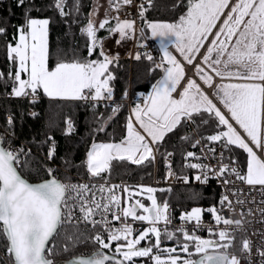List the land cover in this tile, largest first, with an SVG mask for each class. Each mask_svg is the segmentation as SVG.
Returning a JSON list of instances; mask_svg holds the SVG:
<instances>
[{
  "label": "snow or ice",
  "instance_id": "6c2138e0",
  "mask_svg": "<svg viewBox=\"0 0 264 264\" xmlns=\"http://www.w3.org/2000/svg\"><path fill=\"white\" fill-rule=\"evenodd\" d=\"M25 2L17 0V6L23 7ZM152 3L153 0H147L149 8ZM182 3L183 0H177L173 7L179 8ZM131 4L132 0H109L110 8L117 13L111 18L115 21L114 25L106 12L105 19L97 27L92 19L94 9L89 14L87 25L81 28V35L87 39L88 57L73 56L72 60H59L52 68L48 64L50 19L32 18L30 12L26 11L25 23L17 28L13 37L15 43L9 42L6 46L9 62L16 67L14 74L11 71L7 74L12 88L10 95L31 96V102L35 103L38 93L42 91L49 98L91 102L93 108L100 101L112 102L114 89L111 82L116 77L109 66H118L119 53L109 56L104 47V39L107 38H98L97 32L106 30L110 36L118 34V45L132 38L135 21L121 20L119 17L122 8ZM80 6L81 0H71V4L69 0H53L52 5L61 17L69 16L72 11L79 13ZM184 6L186 11L175 21L147 22L151 38L159 41L161 56L158 62L150 53L145 54L144 58L153 62L151 72L159 69L162 75L152 84L150 93L146 96L141 94L143 102L131 108L126 118V135L121 141H94L86 153L84 166L90 178L103 179V174L111 173L114 161L143 165L145 162L153 163L156 155L160 154L171 176L174 174L170 163L173 153L160 152L165 138L185 124H195L199 119L197 128L211 126L213 131L211 135L201 136V139L208 142L201 151L206 150L212 154L211 157H204L206 159H218L219 168L202 163L185 164L186 167L201 170L195 180L207 184L210 178H217L224 185L234 183L226 178L227 173L250 186V189L259 186V191L264 194V160L256 155L196 80L189 78L179 98L173 96L186 73L177 57L169 51V47L174 46L209 87L212 86L213 76L205 71V67L221 80L259 81L221 83L216 85L214 94L230 114L231 120L243 129L250 141L258 148H264V0H235V3L232 0H187ZM147 10L144 4L139 5V16L142 19ZM6 32V28L0 27V35ZM140 32L141 39H145V29L141 28ZM97 49L102 59H90ZM201 49H205L201 64L194 65ZM141 58L142 54L137 52L134 59L139 61ZM22 73L27 78H22ZM4 79L5 74L0 72V80ZM127 95L125 91L124 99H127ZM120 110L119 105H113L111 114L106 118L101 113L96 118L95 132H104L108 122ZM6 124L5 132L0 133V236L6 242L5 251L10 264H135L133 258L137 257L150 258L153 264H240V259L228 251L233 247L234 232L227 228L219 232L210 229V235L218 239H203L196 234L203 227L204 210L201 208H193L181 214L182 222L195 221L191 232L183 226L169 229L168 225L172 222L169 206L167 202L158 204L153 195L157 189L152 187L141 185L138 190H133L123 186L128 200L146 192L151 204L146 206L141 200H135L131 206L121 207L120 197L115 191L121 185H110L107 182L65 183L57 178L51 167H45L48 179L38 183L29 182L21 172L33 163L31 149L5 147L6 142L10 144L8 137L15 135L12 116H8ZM66 124L65 135H70L74 125L71 120L66 121ZM181 139L189 141L191 137L185 135ZM213 142L220 143L229 152L231 146L242 149L247 154L244 166L246 171L233 157L228 158L230 164L223 163L224 152L217 157L216 149L211 146ZM200 143L201 140H196L192 146L196 147ZM55 151L53 142L47 151L48 161L54 159ZM189 158L200 159L191 151L184 156L186 161ZM68 163L65 160V164ZM183 179L188 182V177ZM232 195L236 197V205L243 206L246 203V200L241 199L242 189H233ZM261 203L264 204V200ZM225 208L229 212L234 209V203L228 195L221 196L219 207L212 206L207 211L213 214L217 225L223 223L226 226H240L242 220H232L222 215ZM140 209L144 214H137ZM258 210L264 215V208ZM129 217L134 221L148 222L150 226L132 238L134 229L126 223ZM122 218L124 222L119 227L113 226L114 221ZM80 223L91 225L93 230H103L90 238L98 247L90 254H82L66 262L55 261L53 257L59 245L51 242L63 233L64 241H71L75 246L81 241V236L76 232L69 234L67 228H78ZM161 223L163 227L159 226ZM104 233L107 234V242ZM163 240H176L177 246L163 248ZM141 241H147L146 246L138 247ZM113 242H118L114 251ZM178 249L185 254V258L181 259L177 254ZM61 251H70L67 243ZM251 251L252 241L243 239L241 252L250 254ZM257 254L264 259V250H258Z\"/></svg>",
  "mask_w": 264,
  "mask_h": 264
},
{
  "label": "trees",
  "instance_id": "16d2710c",
  "mask_svg": "<svg viewBox=\"0 0 264 264\" xmlns=\"http://www.w3.org/2000/svg\"><path fill=\"white\" fill-rule=\"evenodd\" d=\"M177 0H153L152 6L145 12L144 18H140L141 25L145 29L146 35L150 36L147 30V22L162 21L172 22L178 19L179 15L186 11L187 0H183L181 7L174 8L173 5ZM71 4V0H69ZM53 0H26L23 7L17 6V0H8L6 5L1 8L0 27L7 29L6 34L0 35V72L5 74V79L0 80V94H4L11 88V83L7 79L10 71V62L7 57V44L13 40L16 30L25 23V12L29 11L32 18H48L49 35V67L55 66L59 60H72L73 56L88 57L87 39L81 35V28L86 26L89 20V14L92 10L93 0H81L79 13L74 11L67 17H61L55 10ZM39 9V10H37ZM70 10V9H66ZM111 24L115 21L110 17ZM106 30H99L97 35L107 33ZM151 38V36H150ZM156 47L160 49L159 44L154 38H151ZM142 55L141 60L134 59L132 66L127 58H119L118 66L110 65V71L113 72L116 79L111 82L115 96H121L128 88V84L133 85L136 93L147 94L151 90V86L162 75L157 69L151 72L150 68L153 62L147 61ZM99 56V49L96 50L90 59ZM157 62V59L154 57ZM30 105H35L39 110L35 115L28 113ZM13 117L14 140H21L32 147V161L30 167L24 168L21 174L31 182H38L47 179L49 176L45 171V167H51L56 172L54 164L70 170H76L82 174L88 175L84 166L86 153L91 144L95 142H119L126 135V118L130 115L127 106H124L114 119L108 122L104 132H95L97 126V117L102 113L106 118L111 114V110H90L81 101L64 100L59 98H49L46 96L40 103L32 104L27 100L0 98V120L2 124H6L7 114ZM71 120L74 130L70 135H65L67 124L66 121ZM199 119L194 124L199 135L207 136L213 134L211 126H202L197 128ZM6 127V126H5ZM191 137V140L185 141L181 139L183 136ZM52 139L49 140L48 138ZM55 143L56 151L53 160H47V151L51 143ZM195 143V136L190 130L188 123L178 128L174 133L169 134L165 138L163 147L160 152L173 150L175 154V168L180 173H185L193 168L186 167L187 163H195L196 160L189 158L187 161L184 156L187 152L192 151ZM6 146V144H5ZM231 152L235 159L242 164L246 171L247 154L236 146H231ZM65 160L69 163L66 165ZM160 164L163 157L159 154ZM153 163L145 162L143 165H134L130 162H113L110 174H103L104 178L109 179H126L148 181L153 176ZM160 201L172 204L178 211L190 210L197 206H211L217 204L218 192L213 186H191L180 185L171 188H163L158 192ZM69 234L76 232L81 236V241L75 246L71 241L65 242L63 233L57 240L52 241L59 245L57 254L53 257L56 260L69 259L74 256L92 253L97 245L91 241V236L96 232H101L99 228L93 230L91 225L79 224L78 228L69 226L67 228ZM181 237V236H180ZM245 235L241 232H235V240L233 247L228 251L240 252L242 240ZM50 243V246H51ZM65 243L68 244L70 251L63 252L61 249ZM5 240L0 236V264H8L2 252L5 251ZM109 252V250H107ZM8 258V257H7Z\"/></svg>",
  "mask_w": 264,
  "mask_h": 264
},
{
  "label": "built area",
  "instance_id": "2783aa9c",
  "mask_svg": "<svg viewBox=\"0 0 264 264\" xmlns=\"http://www.w3.org/2000/svg\"><path fill=\"white\" fill-rule=\"evenodd\" d=\"M8 0H0V15H1V8L6 5ZM144 4L146 6L147 0H132L131 5H125L122 10L119 12L120 19H130L135 21L134 25V35L132 38L123 40L119 45L116 43V40L119 37L110 36V34L104 35L101 39H104V47L107 51V53L114 55L116 53H119V58H127L130 62V64L133 63L135 54L137 52H140L143 54H152L153 57L157 59V62L160 59L161 52L158 47L154 44L150 36L145 35V39H141V21L139 16V5ZM109 14L111 17H115L117 13L113 11L110 8ZM143 45H147V47H144ZM169 51L174 54L179 61H183V58L179 55V53L176 51L174 46L169 47ZM197 63V62H196ZM185 68L188 72V74L193 75L194 74V66H190L188 64H185ZM259 82V81H256ZM12 91V88H10L8 91H6L4 94H0V98H11V99H21V100H27L28 102L32 103V97H14L11 96L10 93ZM128 95L127 99H124V94L121 96H115L114 100L112 102L108 101H100L98 102V106L96 108H93L91 106V102H84L81 101L83 104H85L90 110H111V107L113 105H119L120 109H122L124 106H127L130 114L131 108L136 103H142L141 94L142 93H136L133 89L132 83L128 85V88L126 89ZM125 93V92H124ZM179 94V89H177L173 95L177 97ZM44 99H46V95L40 91L38 93V97L35 103H40ZM39 109L35 105H30L28 108V113L30 115L35 114ZM10 116V114H7V118ZM7 122V121H6ZM190 130L193 132L196 140H201V143L194 147V149L191 152H194L197 157H200L199 160L195 159V163H202V164H208L214 168H219V161L218 159H212V158H204V157H211V153H208L206 150L201 151V149L204 147L206 143H208L206 140L201 139V135L198 134L196 127L193 123H188ZM7 124H2L0 120V133H4ZM245 139L252 144V147L257 155L260 156L262 160H264V155L262 152L263 148H257L253 143L250 141V139L244 135ZM10 140V144L6 142L5 147H14V148H24L25 150L31 149L28 144H26L24 141L21 140H14L10 137H8ZM52 144V143H51ZM212 147L216 149V156L219 157V154L221 152H224L225 159L223 163L230 164L229 157H234L232 152L226 151L220 143L213 142ZM167 152H172L173 156L170 158L171 163V170L174 173L173 175H168V169L166 168L165 159L163 157L162 164H160L159 160V154L156 155V159L154 161V167H153V176L148 181H142V180H135L132 178H126V179H109V178H90L89 174L85 175L82 174L76 170H70L67 168H64L62 166L54 164L55 168L57 169L55 172V175L58 179L65 183H80V184H103L107 182L110 185H121L122 187L119 189H116V194L120 197L121 207H127L126 204V197L127 193L123 191V186L130 187L134 190H138V186H155L159 188H171L174 186H180V185H191V186H213L217 189L218 192V202L217 204L211 205V206H197L201 208L202 210V224L203 227L197 232V233H204V234H210L209 230H213L215 232H219L220 230H223L227 228L231 232H241L245 235V238L252 241V251L250 254L248 253H242L240 252H232L229 251L230 254L236 255L240 259V264H249V260L251 261V264H264V259H262L261 256L257 254L258 250H264V236L261 234H264V215H261L259 210L260 208H264V204L261 203L262 200H264V194H262L259 191V186H256V188H251L250 186H247L246 184L236 180L235 176L226 175V178L229 180L234 181V183L224 185L222 183L221 179L217 178H210L207 184L198 182L195 180L196 175L201 174L200 169H193L185 173H180L175 168V154L173 150H167ZM239 163V162H238ZM239 165L242 166L241 163ZM243 167V166H242ZM244 170V169H243ZM211 176V173H209ZM183 177H188V182L186 183L183 179ZM233 189H242L243 195L241 196V199L246 200V203L243 206L236 205L235 200L236 197L232 195ZM250 193V194H249ZM222 195H228L229 200L233 201L234 203V209L233 211L229 212L227 208L222 210V215L226 218H230L232 220H242V224L240 226H236L235 224L232 225H224L223 223H220L217 225L214 221L213 214L209 213L207 209H209L212 206L219 207V201L221 199ZM135 201L131 200L129 206H131ZM163 201H160L158 204H163ZM169 206V214L172 217V222L170 225H168L169 229H179L180 227H186L189 232L192 231L193 226L195 224V221L191 223H185L182 222L180 217L182 213H188L190 210H181L178 211L175 207H173L172 204L167 203ZM249 210H251V214H249ZM141 212V209L138 210L137 214L139 215ZM112 217L109 216V220H111ZM123 218L120 221H114L113 226L119 227L121 223H123ZM127 224H129L133 229V236L132 238H136L137 234L144 228L149 227L150 225L148 222H141V221H134L131 217H129L126 221ZM84 224V223H80ZM160 227H163V224L161 223L159 225ZM101 232L103 231L101 228H99ZM179 236V234H177ZM105 241L107 242V234L104 233ZM147 241H143L140 244V247H143L144 244ZM114 243V242H113ZM4 259L8 264H10L9 259L7 258L6 252L1 253ZM135 261H142L144 264H152L153 261L150 258H134Z\"/></svg>",
  "mask_w": 264,
  "mask_h": 264
},
{
  "label": "rangeland",
  "instance_id": "374dc122",
  "mask_svg": "<svg viewBox=\"0 0 264 264\" xmlns=\"http://www.w3.org/2000/svg\"><path fill=\"white\" fill-rule=\"evenodd\" d=\"M232 3H235V0H232ZM95 9V13H94V15L92 16V19H94V21H95V24H96V26L98 27V25H99V23L102 21V20H104L105 19V15H106V12H107V14H109V11H110V6H109V0H93V5H92V10H91V13H93V10ZM110 16V14L108 15V17ZM111 17V16H110ZM39 19H44V18H39ZM219 26V25H218ZM143 28V27H142ZM215 31V30H214ZM106 34H109V32H107V33H105V34H103V35H97L98 36V38H102L104 35H106ZM144 34H146V33H144ZM115 37H119L118 36V34L117 35H114ZM209 39H211V37L209 38ZM156 41H157V43L159 44V41L157 40V39H155ZM201 56H203L204 54H205V49H201ZM109 56H112L111 54H109V53H107ZM174 55V54H173ZM180 55V54H179ZM94 59H102L101 57H99V56H97L96 58H94ZM178 60V59H177ZM179 61V60H178ZM180 63L182 62V61H179ZM182 64V63H181ZM131 66H132V64H130ZM183 66V65H182ZM110 67V66H109ZM184 68V67H183ZM185 70V69H184ZM10 71L14 74L15 73V71H16V67L14 66V65H12V64H10ZM22 75V78H27L26 76H25V74H21ZM192 79V78H191ZM185 82H186V80H185ZM184 82V84L186 85V83ZM130 83H131V80H130ZM130 83L128 84V85H130ZM221 83H258V82H256V81H247V80H240V79H232V80H227L226 79V81L224 82V81H222ZM220 83V84H221ZM184 84H183V88H184ZM202 91L203 92H205L203 89H202ZM215 93V92H214ZM217 98V97H216ZM212 99V98H211ZM213 100V99H212ZM217 100L219 101V99L217 98ZM213 102L216 104V106L218 107V108H220V110H221V112L226 116V114H225V112L226 113H228V111L223 107V105L220 103V101H219V103L221 104V106H222V108H223V110L225 111H223L222 109H221V106H219L214 100H213ZM135 106V105H134ZM133 106V107H134ZM229 114V113H228ZM230 115V114H229ZM226 118H227V116H226ZM230 120V122H232L231 121V119H229ZM233 123V122H232ZM235 123V122H234ZM233 123V126L236 128V130H237V132L241 135V137L245 140V142H247L248 144H249V146L250 147H252V144H250L246 139H245V137H244V135H246V133L243 131V129H241L238 125H236V124H234ZM138 127V126H137ZM247 136V135H246ZM120 142V141H119ZM118 143V142H117ZM262 144H264V137H262ZM254 145V144H253ZM256 146V145H255ZM257 147V146H256ZM253 148V147H252ZM258 148V147H257ZM253 151H254V149H253ZM255 152V151H254ZM262 152H263V155H264V148L262 149ZM256 153V152H255ZM257 155V154H256ZM259 158H260V156L259 155H257ZM261 159V158H260ZM145 187H152V188H154V189H157V191L153 194L154 196H155V198H156V200H157V202H159V197H158V192L160 191V189H163V188H159V187H155V186H149V185H147V186H145ZM134 190V189H133ZM147 193L145 192V193H143V194H141V195H135L134 197H133V201H135V200H141L146 206H150V204H151V202L147 199ZM127 196H128V194H127ZM130 201L131 200H128L127 199V197H126V204H127V207H129V204H130ZM194 208H199V207H194ZM140 214H144L143 213V210L141 209V212H140ZM148 228V227H147ZM147 228H144V229H147ZM143 230V229H142ZM141 230V231H142ZM140 231V232H141ZM139 232V233H140ZM139 233L137 234V236L139 235ZM199 237H201V238H203V239H218V237H216V236H212V235H210V234H204V233H196ZM150 236H151V234H150ZM179 239H180V241L181 242H183V237L181 236V237H179ZM143 241H141V243H142ZM153 242H154V239H153ZM116 243H118V242H114V243H112V250L114 251V249H115V247H116ZM119 243H122V242H119ZM140 243V244H141ZM146 244H147V242L144 244V246H146ZM143 246V247H144ZM163 248H173V247H176L177 246V241L176 240H163V242H162V245H161ZM138 247H140V245L138 246ZM190 251H193V249H189ZM235 252V251H234ZM177 254L178 255H180L181 256V259H183V258H185V254H183V253H181L180 251H179V249H178V251H177ZM162 258H165V257H163L162 256ZM134 259V258H133ZM135 261V260H134ZM135 264H144L142 261H135ZM153 264V263H152Z\"/></svg>",
  "mask_w": 264,
  "mask_h": 264
},
{
  "label": "crops",
  "instance_id": "0c3cea01",
  "mask_svg": "<svg viewBox=\"0 0 264 264\" xmlns=\"http://www.w3.org/2000/svg\"><path fill=\"white\" fill-rule=\"evenodd\" d=\"M109 15V14H108ZM121 20H123V19H121ZM210 38V37H209ZM201 52V51H200ZM201 59H202V56H201V53H199V55L197 56V58L195 59V61H194V65L195 64H201ZM197 62V63H196ZM182 63V65H183V67H184V69H185V73H186V75H185V78H184V80H182L181 81V83L177 86V89H179V94H178V96L177 97H175L174 95V97L175 98H179V95H180V92L183 90V84H184V82H185V80H186V82H187V80L189 79V78H192V79H195L196 80V82H197V84H199L200 85V87H201V89H203L204 91H205V93L209 96V98H212L219 106H221V104L219 103V101L217 100V98H216V96H215V94H214V92H215V87H216V85H218V84H220L222 81H226V80H221L219 77H215L206 67H205V71L209 74V75H212L213 76V82H212V86L211 87H209L208 85H206V84H204V82H203V80H201L200 78H199V76H197L196 75V73H195V71H194V74L193 75H190V74H188V72H187V70H186V68H185V64H187V62L186 61H182L181 62ZM202 67H203V65H202ZM160 78V77H159ZM158 78V79H159ZM185 82V83H186ZM184 86H185V84H184ZM176 89V90H177ZM151 92V90L148 92V93H150ZM147 93V94H148ZM147 94H145V96L147 95ZM221 109L223 110V108H222V106H221ZM224 111V110H223ZM225 112V111H224ZM225 114L231 119V117H230V115L228 114V113H226L225 112ZM232 121V120H231ZM233 123H234V121H232ZM235 124V123H234Z\"/></svg>",
  "mask_w": 264,
  "mask_h": 264
},
{
  "label": "water",
  "instance_id": "95a60500",
  "mask_svg": "<svg viewBox=\"0 0 264 264\" xmlns=\"http://www.w3.org/2000/svg\"><path fill=\"white\" fill-rule=\"evenodd\" d=\"M227 116V115H226ZM227 118L228 119H230L228 116H227ZM23 176V175H22ZM24 177V176H23ZM25 178V177H24ZM49 178V177H48ZM47 178V179H48ZM26 179V178H25ZM26 180H28V179H26ZM44 180H46V179H44ZM29 181V180H28ZM43 181V180H42ZM29 182H31V181H29ZM38 182H41V181H38ZM38 182H31V183H38ZM106 252H108L107 250H105ZM80 255H78V256H74V257H71V258H69V259H72V258H77V257H79ZM69 259H62V260H56V261H58V262H66V261H68Z\"/></svg>",
  "mask_w": 264,
  "mask_h": 264
}]
</instances>
